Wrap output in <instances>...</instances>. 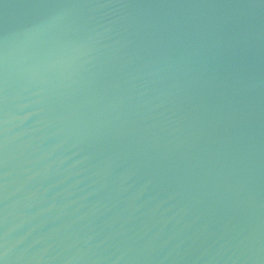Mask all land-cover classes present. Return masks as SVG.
I'll use <instances>...</instances> for the list:
<instances>
[{"label":"water","instance_id":"1","mask_svg":"<svg viewBox=\"0 0 264 264\" xmlns=\"http://www.w3.org/2000/svg\"><path fill=\"white\" fill-rule=\"evenodd\" d=\"M0 264H264V0H0Z\"/></svg>","mask_w":264,"mask_h":264}]
</instances>
